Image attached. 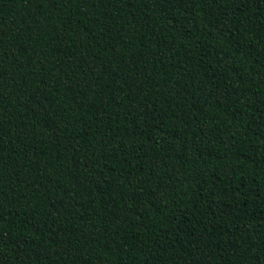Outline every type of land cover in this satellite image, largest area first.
Listing matches in <instances>:
<instances>
[{
	"label": "trees",
	"instance_id": "16d2710c",
	"mask_svg": "<svg viewBox=\"0 0 264 264\" xmlns=\"http://www.w3.org/2000/svg\"><path fill=\"white\" fill-rule=\"evenodd\" d=\"M0 264H264V0H0Z\"/></svg>",
	"mask_w": 264,
	"mask_h": 264
}]
</instances>
